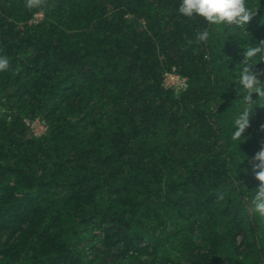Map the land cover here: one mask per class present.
Instances as JSON below:
<instances>
[{"label": "trees", "instance_id": "trees-1", "mask_svg": "<svg viewBox=\"0 0 264 264\" xmlns=\"http://www.w3.org/2000/svg\"><path fill=\"white\" fill-rule=\"evenodd\" d=\"M247 2L244 31L180 0H0V264H264V98L231 138L243 51L264 41Z\"/></svg>", "mask_w": 264, "mask_h": 264}, {"label": "clouds", "instance_id": "clouds-1", "mask_svg": "<svg viewBox=\"0 0 264 264\" xmlns=\"http://www.w3.org/2000/svg\"><path fill=\"white\" fill-rule=\"evenodd\" d=\"M177 12L185 18H203L210 26L219 25L231 28L230 26L234 25L235 29L243 28L244 31L255 15L253 6L247 0H180ZM197 40L206 43L209 40V31L205 29L198 33ZM243 56L239 84L245 92L244 105L233 121L231 138L234 142L242 141L243 134L250 125L249 116L254 106L252 94L256 95L257 100L264 98V79H262L264 72L255 69L256 65L264 63V41H261L259 46L250 44L243 51ZM8 68L9 59L0 55V72ZM251 163L255 179L259 182L252 197L251 210L264 218V148L253 157Z\"/></svg>", "mask_w": 264, "mask_h": 264}, {"label": "built area", "instance_id": "built-area-1", "mask_svg": "<svg viewBox=\"0 0 264 264\" xmlns=\"http://www.w3.org/2000/svg\"><path fill=\"white\" fill-rule=\"evenodd\" d=\"M36 16H35V18H37L38 16H41V15H38L37 17ZM168 80H172V81H174V83L172 85H168L166 83V81H168ZM164 84L166 87L171 88L172 90L174 89L175 92H178L181 89L185 88V79L180 78L178 75H176L174 73H169V74L165 75ZM176 85H179V87H176ZM26 124L31 129V132L33 133V135L36 137H40L41 135L46 133L47 126L45 125V123L43 121H40L37 119V120H34L33 122H27Z\"/></svg>", "mask_w": 264, "mask_h": 264}, {"label": "rangeland", "instance_id": "rangeland-1", "mask_svg": "<svg viewBox=\"0 0 264 264\" xmlns=\"http://www.w3.org/2000/svg\"><path fill=\"white\" fill-rule=\"evenodd\" d=\"M38 16V15H37ZM36 16V17H37ZM41 16H38L37 18H35V20H33V22H36V20H40L41 18H40ZM166 83L168 84V85H172L173 83H174V81H172V80H168V81H166ZM176 87H179V85H176ZM178 90V89H177ZM31 130V129H30Z\"/></svg>", "mask_w": 264, "mask_h": 264}]
</instances>
